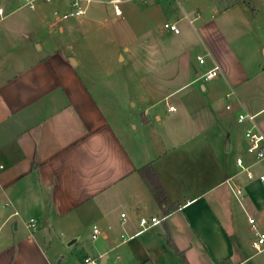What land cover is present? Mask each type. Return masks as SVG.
<instances>
[{
    "label": "crops",
    "instance_id": "1",
    "mask_svg": "<svg viewBox=\"0 0 264 264\" xmlns=\"http://www.w3.org/2000/svg\"><path fill=\"white\" fill-rule=\"evenodd\" d=\"M71 1L0 0V264H182L169 243L188 264H264L249 224L264 232V160L237 121L258 114L264 131V0H141L114 50L139 82L128 90L82 31L124 20L125 0H93L87 21L58 26ZM142 217L158 222L143 230Z\"/></svg>",
    "mask_w": 264,
    "mask_h": 264
},
{
    "label": "rangeland",
    "instance_id": "2",
    "mask_svg": "<svg viewBox=\"0 0 264 264\" xmlns=\"http://www.w3.org/2000/svg\"><path fill=\"white\" fill-rule=\"evenodd\" d=\"M199 1H203V0H199ZM141 2H142L141 0H136L135 3L129 0H125L123 2V4L121 5V8L123 11H125L124 20L122 19L118 21L109 15L102 14L100 21L98 22L88 21L87 23H85L86 25L82 29L83 35L86 38L90 39L92 43H94L93 45L90 46L92 48L91 56L95 58H100L102 57V55L105 56L107 63H108L105 66H106V69H108L110 72L111 79L119 80L120 76H122L121 83H123L124 81V88H127L126 90H128V86L131 87L130 85L138 88L139 82L137 81L135 77H133L132 67H130L126 61L124 63L119 62L120 56L115 59L114 50L116 49L117 45L119 46L120 43H122L123 41H130L133 39L132 38L134 34L133 25L135 24L136 18H138L137 9L134 8V5L140 8L139 6H142V5H139ZM194 5H197V4H194ZM102 6L103 5L93 3L89 9L88 15L70 18L69 20L67 19L66 21L61 20V24H59L58 26L60 25L65 26L71 23L77 24L81 20L87 21V18H89V16L91 15V12H95L98 9V7H102ZM202 6L204 7L205 3ZM25 12H28V10L25 9L22 11V13H25ZM14 19L15 17H11L9 19H6V22L10 20H14ZM1 27L2 25L0 24V28ZM47 31L50 32V29H47ZM56 34L58 35V33ZM123 55L126 56L125 53H123ZM109 61H110V64H109ZM141 70L142 71L145 70L147 72L151 71V73L153 72L152 75L150 74L151 77L156 76L154 74V70H155L154 68L145 66L141 68ZM150 75H148L147 79L144 78L146 81L145 83L144 82L142 83L143 86L149 85L148 83L149 80L152 81ZM127 110L129 111L128 108ZM141 123H142V120L139 121V125Z\"/></svg>",
    "mask_w": 264,
    "mask_h": 264
},
{
    "label": "built area",
    "instance_id": "3",
    "mask_svg": "<svg viewBox=\"0 0 264 264\" xmlns=\"http://www.w3.org/2000/svg\"><path fill=\"white\" fill-rule=\"evenodd\" d=\"M45 1H50V0H45ZM84 1H85V5L81 3V0H72L71 1L72 10L66 14L58 16L57 19L67 20L70 18L83 15L86 12L87 6L93 0H84ZM26 2L30 8L34 7V0H26ZM113 3H115L116 16H121L122 11L117 6L118 2H113ZM4 15H5L4 9L0 8V18L2 19ZM164 26L166 29H168L169 31L175 34L180 33L179 27L174 23H166ZM199 61L201 63H204L203 58H199ZM218 74H219V67L216 66L210 69L209 71H207L201 78H203L204 80H210V79L217 77ZM227 109H231V106L228 105ZM237 121L239 124L244 126V139L247 144V153L250 156H252L256 161H263L264 160V131L259 125L258 114H251V113L242 111L238 113ZM237 165L243 170H246L250 178L253 177L252 173L248 170L247 167H245L242 159L237 160ZM3 167L4 166L0 165V170L3 169ZM260 180L264 183V175L260 176ZM236 193H237V196H240L242 194V190L237 189ZM121 217L125 218V214H122ZM157 222H158V219L155 217H151L150 219L142 217L140 219V227L143 230H147L150 227H152L154 224H156ZM249 224L254 229V237L251 242L252 249L258 253L264 251V232H259L256 230L255 219L249 218ZM100 235H101V230L99 226L94 225L92 228V239L96 240ZM96 263H97V260H95L94 258H91V257L84 258V264H96Z\"/></svg>",
    "mask_w": 264,
    "mask_h": 264
},
{
    "label": "trees",
    "instance_id": "4",
    "mask_svg": "<svg viewBox=\"0 0 264 264\" xmlns=\"http://www.w3.org/2000/svg\"><path fill=\"white\" fill-rule=\"evenodd\" d=\"M140 174L145 182L149 184L151 190L153 191L155 198L160 204H163L165 201L164 190L163 186L158 179L157 175L151 169L150 166H145L140 170ZM170 246L175 250L177 255L180 257L182 264H188L187 260L185 259L184 255L179 252L172 243H169Z\"/></svg>",
    "mask_w": 264,
    "mask_h": 264
}]
</instances>
